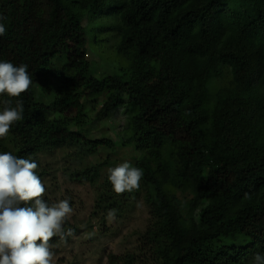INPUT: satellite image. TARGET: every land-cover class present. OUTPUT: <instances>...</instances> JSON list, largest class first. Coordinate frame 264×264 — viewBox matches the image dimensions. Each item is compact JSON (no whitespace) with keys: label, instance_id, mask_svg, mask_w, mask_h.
<instances>
[{"label":"trees","instance_id":"trees-1","mask_svg":"<svg viewBox=\"0 0 264 264\" xmlns=\"http://www.w3.org/2000/svg\"><path fill=\"white\" fill-rule=\"evenodd\" d=\"M0 17V61L26 64L32 78L19 97L0 96L24 108L0 153L35 160L43 183L42 156L72 151L70 178L98 184L93 219L148 209L134 249L107 264H251L264 254V0H0ZM102 17L115 23L92 28ZM98 29L117 37L104 76L88 60ZM120 109L121 146L139 154L143 177L118 195L106 173L116 163L87 161L115 149L91 136Z\"/></svg>","mask_w":264,"mask_h":264},{"label":"clouds","instance_id":"clouds-1","mask_svg":"<svg viewBox=\"0 0 264 264\" xmlns=\"http://www.w3.org/2000/svg\"><path fill=\"white\" fill-rule=\"evenodd\" d=\"M3 17H0L2 20ZM6 33L0 23V36ZM32 84L26 64L14 65L0 61V96L19 97ZM0 139L5 138L15 122L23 118V102L0 100ZM35 160L17 157L9 152L0 153V264H52L54 253L49 241L58 237L67 242L74 229L65 228L73 212L69 200L49 204L42 196L45 187L36 172ZM108 181L116 194L139 190L143 170L121 163L108 170ZM116 209L107 213L115 219ZM251 264H264V254L255 253Z\"/></svg>","mask_w":264,"mask_h":264},{"label":"rangeland","instance_id":"rangeland-1","mask_svg":"<svg viewBox=\"0 0 264 264\" xmlns=\"http://www.w3.org/2000/svg\"><path fill=\"white\" fill-rule=\"evenodd\" d=\"M113 23L115 21L111 18L102 17L92 23L91 27L110 26ZM100 31L101 29L91 31L93 44L88 46V60L93 71L98 76H104L114 73L111 59L115 56L113 46L117 37L110 32ZM97 36L99 40L109 38V44L106 42L96 44ZM125 122L124 109H120L113 112L107 121L101 123L99 131H95L91 139L110 138L115 141L113 142L116 146L111 153L101 149L97 156L88 159V164H97L109 158L116 163V166L124 162L135 165L139 154L131 148L121 146L120 133ZM70 154L72 151L58 150L41 158L43 166L50 172L49 177L43 181L45 194L53 203L69 200L73 212L66 221L77 230L69 243L52 246L54 253L52 264H107L108 254L122 255L134 249L140 234L145 231L148 224V209L142 201L121 219H110L105 222L101 219H93L91 214L99 189L98 184L79 185L70 178V174L78 166V162L73 161ZM178 194L180 195L179 192Z\"/></svg>","mask_w":264,"mask_h":264}]
</instances>
